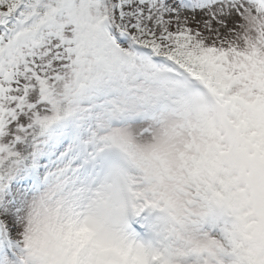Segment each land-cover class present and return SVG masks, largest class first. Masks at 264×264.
I'll return each instance as SVG.
<instances>
[{
	"label": "snow or ice",
	"instance_id": "1",
	"mask_svg": "<svg viewBox=\"0 0 264 264\" xmlns=\"http://www.w3.org/2000/svg\"><path fill=\"white\" fill-rule=\"evenodd\" d=\"M0 264H264V0H0Z\"/></svg>",
	"mask_w": 264,
	"mask_h": 264
}]
</instances>
